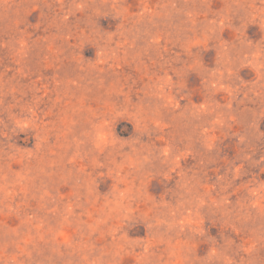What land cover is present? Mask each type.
Wrapping results in <instances>:
<instances>
[{"label":"rangeland","instance_id":"obj_1","mask_svg":"<svg viewBox=\"0 0 264 264\" xmlns=\"http://www.w3.org/2000/svg\"><path fill=\"white\" fill-rule=\"evenodd\" d=\"M0 264H264V0H0Z\"/></svg>","mask_w":264,"mask_h":264}]
</instances>
